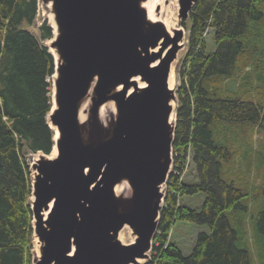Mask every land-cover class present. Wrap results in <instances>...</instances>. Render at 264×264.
Wrapping results in <instances>:
<instances>
[{
	"label": "water",
	"instance_id": "1",
	"mask_svg": "<svg viewBox=\"0 0 264 264\" xmlns=\"http://www.w3.org/2000/svg\"><path fill=\"white\" fill-rule=\"evenodd\" d=\"M44 1L52 3L57 31L50 43L58 54L57 107L48 120L59 137L56 157L32 165L33 228L43 243L33 264H135L147 258L169 173L176 96L168 76L183 30L170 34L148 20L142 0ZM195 1L179 0L181 19ZM91 87L92 116L112 99L116 117L108 137L100 139L104 131L85 141L78 112ZM123 179L132 188L125 208L114 194ZM125 224L137 235L133 243L117 238Z\"/></svg>",
	"mask_w": 264,
	"mask_h": 264
},
{
	"label": "trees",
	"instance_id": "2",
	"mask_svg": "<svg viewBox=\"0 0 264 264\" xmlns=\"http://www.w3.org/2000/svg\"><path fill=\"white\" fill-rule=\"evenodd\" d=\"M262 1L196 0L189 13L188 51L178 72L171 149L173 160L180 164L191 151L197 182L182 184L176 174L169 177L171 187L153 237L159 246L153 247L146 264H253L231 222L232 217L238 222L245 216L246 194L224 177L223 167L232 146L228 126L264 125V99L251 98L262 82L255 70L263 80L264 72L254 59L246 58L257 43L247 33L259 26ZM37 9L38 0H0V264L32 262V178L26 155L47 154L53 145L46 115L54 57L44 44L53 37V29L45 21L37 35L24 27L34 23ZM208 28L213 30L209 50L203 38ZM194 193L204 195L199 209L176 205L178 195ZM173 218L206 228L187 255L166 242ZM251 219L264 249V206Z\"/></svg>",
	"mask_w": 264,
	"mask_h": 264
},
{
	"label": "rangeland",
	"instance_id": "3",
	"mask_svg": "<svg viewBox=\"0 0 264 264\" xmlns=\"http://www.w3.org/2000/svg\"><path fill=\"white\" fill-rule=\"evenodd\" d=\"M142 0L140 5L142 6ZM170 0H162L161 4L163 3L164 6H166ZM177 1V9H176V25L180 26L183 30V38L180 41L181 47L178 49L176 53V57L172 62V71L174 74V83L173 89L175 90V96L176 100H173V106L176 110L177 107V93L176 90L179 86V69L183 65V61L186 57L187 51H188V33H189V25H190V19L189 16L185 19H181L179 17V0ZM143 7V6H142ZM258 7L263 12V17L260 20L259 26L257 29L252 30L249 34L252 39H255L257 43L253 44V48L250 47L248 49L249 55L246 57L247 59H254V63L257 69H260V73L264 72V1L258 3ZM145 9V7H143ZM159 9V8H158ZM157 10V9H156ZM190 13V12H189ZM147 15V13H146ZM177 15L178 18L181 21V24L177 21ZM50 20V21H49ZM161 20V19H160ZM47 22L52 29H53V37L51 39H48L44 41V44L48 47L50 43L55 39L57 35L56 31V24L54 20V12L52 9V3L51 1H44V0H38V9L37 14L34 19V23L32 25H24L27 29L32 31L34 34H38V27L43 23ZM184 23V24H183ZM52 24H54L52 26ZM54 27V28H53ZM248 35V36H249ZM204 40L207 42V49H212L213 47V30L211 28H208L206 33L203 35ZM255 48V49H254ZM58 63V62H57ZM56 62L54 61V73L48 77V83H49V95H50V103H51V97L52 94H54L55 87H54V80L56 78V71H55ZM256 77L258 75L259 82L258 87H256L255 90H253V93L251 92V98L255 101H258L260 99H264V80L262 79L261 74L257 70H255ZM254 81V78H252ZM225 81H223L224 83ZM258 83H256L257 85ZM236 85V82H235ZM86 121L88 118H90V124L93 126L100 127L102 129V137L100 139H104L110 135L111 127L114 123L115 117H116V107L115 103L112 99L106 101V103H112V108L106 109V121L102 122L99 110L96 116H92L90 113V108L92 104V97L94 96L93 87L90 88L89 93L86 95ZM83 98V99H84ZM109 107V106H108ZM100 108V107H99ZM51 111V107L49 109V112ZM46 115V120L48 119V114ZM176 120V119H175ZM94 121V124L93 122ZM88 122V121H87ZM174 120H172V124L175 127ZM239 126V125H237ZM260 128H251V127H243L240 129V126L237 128L229 127L227 128L228 135L231 133L232 137V146L230 147L231 153L229 160L227 163L224 164V177L230 180H234V182L243 190L244 194H246V201H247V211L245 212V216L239 219V221H235L234 217L231 218L232 225L235 227V229L238 232V236L240 238V244L241 246H246L249 249L251 259L253 261V264H264V249L261 245L262 239L260 240L259 236L256 234V231L253 226V221L251 219V215L255 213L257 209H259L261 206H264V125L258 126ZM174 129V128H173ZM237 129V130H236ZM233 133L236 134L239 138H237ZM53 137V136H52ZM242 138V139H241ZM54 145V143H53ZM52 145V147H53ZM55 149L53 150L51 148V151L49 153H44L42 151H37L35 153L30 152L26 156V159L29 164L30 174L32 178V182L34 180V174L36 173V170L32 167V165L39 159H49L51 158V153L54 154ZM171 163H170V175L176 174L178 178V182L182 184L186 183H196L197 182V175L195 171V166L193 164L192 160V153L190 150L183 155V159L181 160V164L179 160L175 162L173 157L175 156V153H171ZM56 157V156H55ZM54 157V158H55ZM126 180V179H123ZM128 183V181L126 180ZM168 184V181H167ZM166 186L163 184L161 186V191L163 195L165 196V193L168 189H170V185ZM128 188L125 192V195L117 194L119 196L124 197H130L132 188L130 184H127ZM164 196L161 200V206L160 209L163 206L164 202ZM29 199L33 201V195L31 194ZM204 200V195L202 193H194L189 196H182L181 194L177 196V206H188L193 207L195 209H199L202 202ZM45 214V212L43 213ZM47 212L44 215V218H46ZM34 223V219H32ZM125 227L121 230L124 231V236H120V242L123 244H128L132 241L130 236H133V232L129 225L125 224ZM200 231H206V228L203 226L195 225L191 222L179 220L176 218H173L171 226L168 231V236L166 242L168 243H174L179 247V249L182 251L183 254L187 255L191 248L193 247V244L196 240L197 234ZM120 232V235H121ZM157 232V231H156ZM155 232V233H156ZM155 233L153 237L155 236ZM151 240L150 248L147 251V258L144 259L143 264H146L147 261L150 259L152 254L155 252L153 251V247L159 246V242H155ZM32 249H31V256H32V262L33 264L35 261H37L40 258L41 255V247L43 243L39 240L37 237V234L33 228L32 233Z\"/></svg>",
	"mask_w": 264,
	"mask_h": 264
},
{
	"label": "bare ground",
	"instance_id": "4",
	"mask_svg": "<svg viewBox=\"0 0 264 264\" xmlns=\"http://www.w3.org/2000/svg\"><path fill=\"white\" fill-rule=\"evenodd\" d=\"M161 2H162V0H144L142 2V6L145 7V11L147 13L148 20H150L152 22H155V21L162 22L164 24L165 28L168 30V32L170 34H172L174 29L181 28V25L175 27V25H176L177 1L176 0H170V1H168L169 3L166 6H164L163 3L161 4ZM177 21L181 24V21L178 18V15H177ZM53 25L54 24H52V26ZM49 51L52 53V55L54 57V61L57 63L58 62L57 52L50 45H49ZM132 80H134V82H136V84L138 85L139 88H141L145 85V82L142 81L139 76L134 77ZM93 83H94V81H93ZM173 83H174V74L172 71V64H171V68H170V72H169V76H168V87L170 89L173 88V85H172ZM118 89H120V86H118L116 90H118ZM130 91H132V86H130V89L128 92H130ZM88 93H89V91H88ZM86 101H87L86 98H84L80 103L79 112H78V120H79V123L81 125V131H82V135L84 137V140L90 141V140L94 139L97 135H101L102 129L100 127L91 125L89 123V120H87L88 122L86 121V114H85V111H86L85 109H86V105H87ZM170 103L173 106L172 100L170 101ZM56 107H57V105H56L55 97H54V94H52L51 111L55 110ZM112 107H113V104L111 102L110 103L105 102L100 106L99 115H100L102 122H105L106 118H107L106 117V109L112 108ZM173 119H174V112H172V114L170 116V121H172ZM47 123L49 124L50 128L53 130V133H54L53 140L56 141L59 137L58 128L55 125H53L48 119H47ZM52 149L53 150L55 149L54 154L51 153V156H52L51 158H54L57 155V148H56L55 144L53 145ZM127 184L128 183L126 182V180H121L120 182L116 183L114 186V194L123 200V203L121 204L123 206L122 208H125L128 204L127 203L128 198L122 196V195H125V192L128 188ZM117 194H122V195L119 196ZM51 203L52 202L49 203V206H51ZM45 214H46V212H45ZM124 227L125 226L123 225V227L118 231L117 238L119 240H121L120 236H122V235L124 236V233H123L124 231L121 232V230ZM120 232H121V235H120ZM132 232H133V230H132ZM133 234H134L133 236H130V238L132 239V241L130 243H133L135 241V239L137 238V235L134 232H133ZM143 261H144V258H138L135 264H143ZM129 264H133V263H129Z\"/></svg>",
	"mask_w": 264,
	"mask_h": 264
},
{
	"label": "built area",
	"instance_id": "5",
	"mask_svg": "<svg viewBox=\"0 0 264 264\" xmlns=\"http://www.w3.org/2000/svg\"><path fill=\"white\" fill-rule=\"evenodd\" d=\"M170 171H171V168H169V173H170ZM169 175H170V174H168V176H167V178H166V181H165V183H164L165 186H166V184H167V181H168V184L170 183ZM168 184H167V185H168Z\"/></svg>",
	"mask_w": 264,
	"mask_h": 264
}]
</instances>
